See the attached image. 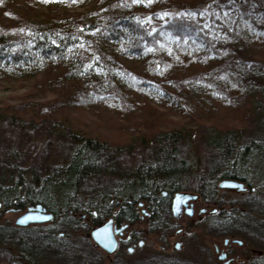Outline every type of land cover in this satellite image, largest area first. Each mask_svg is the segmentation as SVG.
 I'll use <instances>...</instances> for the list:
<instances>
[{
	"label": "trees",
	"instance_id": "16d2710c",
	"mask_svg": "<svg viewBox=\"0 0 264 264\" xmlns=\"http://www.w3.org/2000/svg\"><path fill=\"white\" fill-rule=\"evenodd\" d=\"M88 1L0 2V79L34 82L25 102L9 106L8 115L0 112V120L25 136L43 135L47 143L57 142L68 151V163L47 175L59 180L63 176L64 182L70 180L76 187H92L114 169L115 162L124 163L125 154L120 150L127 152V160L141 153L134 173L116 177L123 186L118 198L126 201L133 197L136 203L140 199L152 202L164 189L199 188L208 194L214 192L212 181L218 175L234 178V171L246 172L264 163L263 138L251 135V129L245 132L249 125L263 132L264 122L255 125L244 118L249 114L264 120V85L256 79L264 78V72L239 69H264V0H247L251 10L256 7L247 16L253 23L262 20V24L252 26L234 49L223 42L220 28L208 31L210 26L192 24L205 7L219 0H152L151 4ZM224 4L239 16L234 1ZM74 9L76 13L71 14ZM185 9H191V15H185ZM157 107L165 112H158ZM107 112L125 121L118 128L128 135L124 144L108 145L109 139L99 136L102 131L88 129L87 115L98 118ZM139 112L140 116L146 113L143 119L126 122L128 114ZM166 112L185 113L186 119L196 114L198 120H213V128L198 125L204 131L198 143L209 158V179L199 180L191 171L194 164L187 161L175 126L160 124ZM142 129L151 133L149 140L133 133ZM16 175L34 179L43 174L36 167L19 172L17 167H0V184L15 185L16 180L6 176ZM40 180H20L11 191H26L29 183L42 190V186L36 187ZM59 180L54 183L63 187ZM128 215L135 216L131 204Z\"/></svg>",
	"mask_w": 264,
	"mask_h": 264
},
{
	"label": "rangeland",
	"instance_id": "374dc122",
	"mask_svg": "<svg viewBox=\"0 0 264 264\" xmlns=\"http://www.w3.org/2000/svg\"><path fill=\"white\" fill-rule=\"evenodd\" d=\"M228 1L229 0H219L218 3L219 5H222ZM231 1H234L235 3L236 1L239 2L240 0ZM208 7L209 6H207V8ZM75 10L76 9L71 10L69 12L71 14L76 13ZM213 10H218L217 13L220 12L216 17L217 20L220 21L221 19L223 25H225V27H228L232 31V33H229L226 31L227 29L225 27H219L221 29L219 31H221L220 33L222 34L223 42L226 45L230 46L231 49H234V46L239 47L240 39H242L252 29V25L249 23V18L247 14H245V11L242 13V11L239 9V12L243 14L242 21L238 22L237 24H234L232 20L226 17L227 14H225V12L228 10L220 11L219 8H214ZM20 11H22V8H20ZM234 17L236 18L235 13L233 14V18ZM237 25L238 28H236L235 30V27H237ZM244 57L249 58L251 56L245 54ZM259 67L260 66H253L251 68L239 67V69L243 68L242 70H248L247 72L249 73H252L255 70L264 72V69H258ZM239 69L237 70V72H240ZM256 79H258V83L264 85L263 77H258ZM33 83H30V85H33ZM255 84L257 83L255 82ZM30 85L24 83L20 84L16 80L0 79V112L5 115H8L7 113L11 112L9 106H15L21 102H25V99L27 98L26 94L30 90ZM32 97L33 96L30 95V98ZM41 99L43 98H39V101ZM241 107L245 111L246 105ZM156 110L158 112H165V109H160V107H157ZM108 114L109 112L104 114V117L106 119H104L103 116L95 118L91 114L87 115V117L85 116L86 121L90 123L88 129H94L95 132L102 131V134L99 136L107 137L109 139V141H107L109 142L108 145L113 146V144H124L123 142L128 139V135L126 133L122 134L121 131L118 130V128H120L121 126L120 123L124 124L125 121H123L122 119H117L119 121V126H116L117 116L114 117L113 115ZM140 114V112L138 114H128L130 118L129 121L126 122L139 121L140 119H143V116L146 115V113H143L142 116H140ZM24 116L25 115L19 114V117L21 118H24ZM166 116L167 117H164L163 120H160V124H163V126L174 125L175 127L172 126L174 127V132L177 131L178 133H180L182 139L181 141L183 142L182 145L186 148L185 152L187 155V161L189 162L191 160V162L194 164V167L191 168V171H193L194 175L196 174L197 176H200L199 180L205 181V179H209V169H207L210 165V162L208 164L209 158L207 157L204 148L201 146V144L198 143V140L199 138L201 140L200 136L202 132L204 133V131H202L200 129L201 127H198V125L201 124L213 128L215 127L213 120L209 118L206 119V117L201 120H198V116H196V114L190 115L186 119L185 113L181 114V112L178 114L176 113L169 115H167L166 112ZM244 118H250L252 119V121L255 120V125H258V120L261 117L258 118L257 115L251 117L248 114ZM244 118L242 119L244 120ZM153 120L156 119L153 118ZM249 130L251 131L249 132L251 133V135L255 137H262L264 140V131L261 132L258 128L252 129L250 125L248 127H245V132H248ZM138 132L141 134H139ZM133 133L138 134L136 135V137H143L147 140H149V135L151 134L147 131V129L134 131ZM260 134L262 136H259ZM121 146L122 145H120V148ZM122 151L123 150H120L119 153L125 154V156L123 155L122 158L124 160V163L115 162L116 164L114 169L111 171L109 170V172L107 171L105 173L106 175L103 176L101 181L94 184L95 187L81 185H78L76 187L74 186V183L72 185V182H70V180L64 182L63 176L62 178H60L61 180H59L58 177L55 178V176L51 177L50 175L46 174L48 171H52L57 168L60 169V165L66 163L65 159H67L68 157V151H65V153L64 147H62L57 142L53 144L47 143V140L43 135L32 137L25 136L23 132H18L16 129H11L10 127H8L7 124L0 120V167H5L6 169L17 167V172L24 171L29 167H36L39 173L40 171L42 172L43 175L38 178H45L47 181L50 182L49 186H43L42 189L44 191H41L40 189L36 190L30 188L28 190H34L33 196L35 198H40L41 196L42 198H44L46 196L43 200L48 203L47 205L50 208H53L52 210L60 214H58V216H60L59 218L62 217L61 223L64 225L63 227L65 233H69L70 231H72L71 229H73L74 225L78 223L80 225L85 224L87 227L85 230L84 228H80V233L90 234L97 227L95 224V219L101 220L104 215H112L111 213H114L113 216H111L112 218H109L112 220V228L114 225L113 218L115 219V216L116 219L121 222L124 220H126L129 224L136 222L135 227L137 229L143 228L146 230L151 229V232L156 231V233L159 235L158 238L156 237L157 243L160 240L164 239L165 241H169L170 246H173L175 249H179V251L176 252L174 257L176 258L175 262H166V260H164V254L168 253H165L164 251H161L151 246L152 244L149 243V240L154 238L152 236L154 234L152 233V235L147 237V243H145V247H138L135 253H128L127 250L123 248L125 251H123L122 249H118L115 253L109 255L108 253H105L106 251L96 245V249H93L91 258L89 257L90 262L92 264H224L226 260L222 259L220 255L222 249H226L230 246H233L234 250L230 248V250H233V253L230 252V255H236V250L239 251L241 249L240 247L238 248L239 243H244V248L242 249L241 255L236 256L237 259H235V261H232L231 264H244V261H246L245 264H264V244L261 240L262 238H264V185L256 186L249 184L251 185V187H248L246 186L247 182H243V176L245 175L239 173L241 174V176L243 175L241 183H243L246 190H239V188L237 187L221 188L220 184H222L223 181L233 180L232 178L222 177L218 175L214 178V181H212L215 193L211 191L208 194L205 193L204 195L208 200L205 201V199L202 198L203 191H198L199 188H187L185 190H181L179 192L187 196H185L186 201L182 204L183 208L180 209L179 212H175L173 210L172 215L170 213H167L166 208H164V210L162 209V211L164 212L160 214L158 218L161 221L159 223L155 221L157 217L154 219L152 217L153 215H150V213L152 212L150 208H147L146 206L145 209H143L144 203H149V201H145V199H140V201L132 203L131 208L135 211L134 213H137L138 215H135L130 219L128 218V215H121L123 208L126 207L125 204L127 205V201L118 198L120 191H122L123 189V186L119 183L122 182L121 179L117 180V178H119V175H122L125 172L131 174L136 171L137 165L139 164L138 154L141 153H135V157L129 158L127 160V152L123 153ZM260 165H258L259 167L256 169L258 171H262V173L260 174H262L264 177V163H261ZM245 173H248V171H246ZM1 177L2 176H0V179ZM30 177L32 176H6L7 179L13 178L15 180H25L26 182L31 181ZM54 179H58L61 183H63L64 186L67 187H58V185L54 183ZM51 182H53L54 184ZM19 183L20 182L16 181L15 185L0 184V190L8 192L5 193V197L2 198L0 196V262L10 260L9 251H7L5 247L8 245H14V243L11 242V238L4 234V228L7 227L6 232L8 233V228H10L9 225L15 223L17 220V216H19V214L9 212L10 210L8 207L10 206L11 201L16 198L14 197L16 189L14 191H11V188L12 190L14 189V187L17 188L20 185ZM93 187L95 188V190L92 192L91 190ZM115 190H117L118 192L115 193ZM256 191L259 192L255 193ZM1 192L2 191H0V195ZM40 192H43L42 194L44 196L40 195ZM89 196L92 197L90 201H95L93 202L94 208L87 209L86 207V209L83 208L79 211L76 210L75 207L78 205L79 202H81L80 199L87 198ZM105 200H107L108 203L110 202L112 209L111 212L107 211V208L104 205ZM254 204H259V206L255 209H252V205ZM231 205H234L233 207H237V209H242L243 211H245L243 213H246V215L238 213L237 216H234V221L230 222V220L228 224L229 218H227L226 215L222 213V209L220 208V206H224L230 209ZM184 208H187L192 211V214L189 215L187 213V210H185ZM143 210L147 213V215L143 212ZM175 210L177 211V208ZM216 212L217 214H215ZM119 214L121 215V217ZM44 215L45 214L41 216ZM138 218L141 220H139L140 222L138 221ZM50 220L51 219L49 218L44 222H49ZM169 220H172L173 223L177 224V226L172 229L165 227L164 231L162 229H158L160 226L164 227L165 222H168ZM103 222L105 224L108 223L109 220L104 219ZM181 222L186 224L187 226L185 227L188 228H185L184 225L181 224ZM188 223L191 224L188 225ZM243 229L246 230L243 231ZM171 234H174L175 236L173 237ZM114 235L115 241L118 242L120 236L118 234L117 236L115 233ZM71 238L72 241H70V243H78V237ZM61 240V242L64 243L69 242L65 241L63 237L61 238ZM82 240L86 241V239ZM92 241L93 240H91L90 242L91 244H93ZM182 241H185L184 245H182ZM176 242H179L180 246L182 247H176ZM68 245L69 243L66 246L68 247ZM161 259H163V261H161ZM90 262L89 264H91Z\"/></svg>",
	"mask_w": 264,
	"mask_h": 264
},
{
	"label": "flooded vegetation",
	"instance_id": "af4514ba",
	"mask_svg": "<svg viewBox=\"0 0 264 264\" xmlns=\"http://www.w3.org/2000/svg\"><path fill=\"white\" fill-rule=\"evenodd\" d=\"M33 191L34 190L15 192L14 197H16V198H14V200L11 201L10 206H8L9 210H10L9 212L19 214V216H17L16 222L9 225L10 228H8V231H9L8 237L11 238V242L14 243V245H8L5 247L7 249V251H9L10 260L3 261L4 263L0 262V264H50L48 257L51 255V253L52 254L57 253V250H59V252H61V250L64 251V249H65V247H67L66 245L68 243H69V245L67 248L68 249H74V250H78L79 248H81V250H83L86 246L90 247V245H94V244L90 243L91 242V236H90L91 233L90 234L89 233H84V234L80 233V228L81 229L84 228V230L87 228L85 224L80 225V224L76 223L74 225V228L71 229L72 231H70L69 233H65V230L63 227L64 225L61 223L62 217L59 218L60 216H58L59 213L52 210L53 208H50L47 205L48 203H46L43 200L45 197L42 198V196H41L40 198H38V197L35 198L33 196V193H34ZM41 191H44V190L42 189ZM42 193H40V195H43ZM173 199H174V196L166 195L164 197L157 198L152 202L144 203L143 209H145L146 206H147V208H150L152 210L150 215H153L152 217L154 219L157 217L155 219V221L160 223L161 221L158 218H159L160 214H162L164 212V211H162V209L164 210V208H166L167 213H170L171 215L173 214L172 213V211H173ZM184 209L188 211L187 208H184ZM122 212H123L122 214L124 215L125 211L122 210ZM143 212H144V210H143ZM144 213H146V212H144ZM26 214L27 215L32 214L36 218H38V217L42 218L43 216H41V215H43V214L51 215L52 217L50 218L51 220L49 222L35 221V222H29L25 225H21L18 222V219L21 216H25ZM111 214H112L111 216H113L114 213H111ZM215 214H217V212ZM56 215L58 216V218ZM135 215H138V214L135 213ZM146 215H147V213H146ZM111 216L104 217L101 220L95 219V224L97 226L96 228H98L101 225H104L103 220L104 219L109 220V218H112ZM139 220L140 219L138 218V221ZM113 221H114L113 233H115L116 235L118 234L120 236L119 240L117 242V249L116 250L122 249L123 251H125L124 249H126L128 253H135V251L137 250L138 247H143V248L145 247V243H147L146 242L147 237L152 235V233H153L154 235H152V236L154 238L149 240V243L152 244L151 246H153V247H155L161 251H164L165 253H168V254H164V256H165L164 260H166V262H170V263L175 262L176 258H174V257H175L176 252L179 251V249H177V248L175 249L173 246H170L169 241H165L164 239L160 240L157 243L156 237L158 238L159 235L156 233V231L151 232L150 231L151 229L146 230L143 228L137 229L135 227L136 222H133L130 224L126 220L121 222V221H118V219H116V216H115V219L113 218ZM181 224H183L184 227L187 226L183 222H181ZM190 224L191 223H188V225H190ZM125 226H126V228H125ZM176 226H177V224L173 223L172 220H169L168 222H165L164 227L160 226L158 229H160V230L162 229L164 231L165 227L172 229V228H175ZM6 228H4L5 231H6ZM185 228H188V227H185ZM171 235H170V239H171ZM172 236L174 237L175 235L173 234ZM62 237L64 238L65 241H69V242H65L66 244L64 242H61ZM71 237H75V238L78 237V240H77L78 243H76V244L70 243V241H72ZM183 238H184V236H183ZM82 239H86V241H84ZM182 242H183L182 245H184L185 241H182ZM34 244H37L39 246V250H37L36 248H33ZM176 244H179V242L178 243L176 242ZM77 245H78V247L75 249L74 247ZM244 245H245L244 243H239L238 248L240 247L241 249L239 251L236 250V255H233V256L230 255V252L233 253V250H234L233 246H230L226 249L225 248L222 249V252L220 253V255L224 257V260H226V262L224 264H231L232 261H235V259H237L236 256L241 255V252H242V249L244 248ZM0 246H1V244H0ZM176 247L181 248L182 246L178 245ZM230 248H232L233 250H230ZM91 256L92 255H86L87 259H85L83 263L89 264ZM161 261H163V259H161ZM245 263H246V261H244V264ZM240 264H243V263H240Z\"/></svg>",
	"mask_w": 264,
	"mask_h": 264
},
{
	"label": "bare ground",
	"instance_id": "6f19581e",
	"mask_svg": "<svg viewBox=\"0 0 264 264\" xmlns=\"http://www.w3.org/2000/svg\"><path fill=\"white\" fill-rule=\"evenodd\" d=\"M86 2H88L89 3V1L88 0H86ZM235 8H236V6L238 7L237 9H238V11H239V9L242 11V13L245 11V14L248 12V11H250L251 10V8H250V6H251V4H249V2L247 1V0H240L239 2L238 1H236L235 2ZM90 6V4H88L87 6H84L85 8L86 7H89ZM216 6V7H215ZM217 6H219V7H217ZM210 7V8H209ZM209 9L207 8V7H205V12H203L202 13V15H200V16H195V17H197L196 19H195V23H192V24H198V25H200V24H204L205 25V27H208V26H210V28L208 29V31H211V30H218V28H219V26L218 25H223V23H221L222 21H221V19H220V21L219 20H217V16H218V14L220 13H217L218 12V10H213L214 8H219L220 9V11L221 10H224V11H226L227 9H226V7H225V4H222V5H219V3H216V4H211V5H209ZM84 9V8H83ZM254 9H256V7H254L253 6V8H252V10L251 11H253ZM191 9H188V10H186L185 9V11H186V13H189V11H190ZM224 11H222V12H224ZM232 11V10H231ZM231 11H226L225 12V14H227L226 15V17H228V19H230V20H232L233 21V23L234 24H237L238 22L237 21H242V18H243V14L241 13H239V16H236V18H233V12H231ZM189 17V16H188ZM190 18H193V16L191 17L190 16ZM249 18V17H248ZM225 20V19H224ZM190 21H193L194 22V19H190ZM217 21V22H216ZM248 21H249V23L252 25V26H259L258 24H259V22L262 24V20H256V21H254V23L250 20V19H248ZM183 22H185V20H183ZM219 22V23H218ZM185 24H187V23H185ZM191 24V25H192ZM239 25H241V24H239ZM17 52H20V49H17L16 50ZM255 122V120H253L252 121V119H251V121H250V123H254ZM258 122L259 123H261V122H264V120L262 119V118H259V120H258ZM65 162L66 163H68V161L67 160H65ZM234 173L235 174H233L234 176H232V177H234V178H232V180L233 181H231V182H234V184H238L236 187L237 188H239V190H246V188H245V186L243 185V183H241V181H242V176H240V177H235V176H237V175H241V174H244L245 176H243L244 177V180H243V182H247L246 183V186H250L251 187V185H256V186H260V185H264V177H263V175L262 174H260V173H262V171H258L256 168H251L250 169V171H248V173H245V170H241L239 173H241V174H239L238 173V171H234ZM31 178V180H32V183L33 182H35V181H37V180H39V178H38V176H35L34 177V179L32 178V177H30ZM17 182H20V180H16ZM40 181H42V183L40 184L39 182ZM40 181H38L37 183H39L40 185H36V187H40L41 188V186H49V181H47L45 178H42ZM226 181H229V180H226ZM249 182V183H248ZM222 183H225V181H223ZM62 184V183H61ZM249 184H251V185H249ZM33 187H35L33 184H31V183H29L27 186H25V189L27 190V189H33ZM220 187L221 188H227V186H225V185H223V184H220ZM236 187H233V188H236ZM231 188V187H230ZM95 190V188H93L91 191L93 192ZM23 191H25V190H19V192H23ZM91 192V193H92ZM259 191H256L255 193H258ZM5 193H8V192H3V193H1V197L3 198V197H5ZM243 193V192H242ZM84 194V193H83ZM87 194V193H86ZM180 194V192L179 191H175V192H169L168 190H161L160 191V195L158 196V198H161V197H164V196H166V195H169V196H174V200H176L177 198H178V195ZM205 194H203V197L202 198H204L205 199V201L206 200H208V199H206L205 198V196H204ZM104 198H107V197H104ZM131 199H128V200H126L127 201V206L126 207H124L123 208V210L125 211V213H124V215H128V209L130 208V204L132 205V203L134 202V201H136L133 197H130ZM92 199V197H87V198H83V199H80L81 200V202H79L78 203V205L75 207V209L76 210H80V209H86V207H87V209H92V208H94V206H93V202H95V201H90ZM79 200V201H80ZM210 200V199H209ZM138 201H140V200H138ZM137 201V202H138ZM146 201V200H145ZM154 201V200H153ZM179 201V200H178ZM258 201H261V200H258ZM105 203H104V205H105V207L107 208V211L108 212H111L112 211V209H111V205H110V202L108 203V201L107 200H105L104 201ZM149 202H151V201H149ZM208 202V201H207ZM174 201H173V210H174ZM181 204H183V203H181ZM98 206V205H97ZM234 205H231L230 206V209L229 208H226V207H224V206H220V208L222 209L221 211H222V213L224 214V215H226V217L227 218H229V220H228V224H229V221L230 222H232V221H234L233 219H234V216H237L238 215V213L240 214H242V215H246V213H243V212H245V211H243L242 209H237V207H233ZM259 206V204H254V205H252V209H255L256 207H258ZM183 208V206L182 205H180V207H179V210H177L176 212H179L180 211V209H182ZM111 209V210H110ZM219 211V210H218ZM123 213V212H122ZM122 213H121V215H122ZM187 213L189 214V215H191L192 214V211H190L189 209H188V211H187ZM260 213V212H259ZM28 215H32V214H28ZM120 215V214H119ZM121 215H120V217H121ZM26 216V215H25ZM25 216H21L19 219H18V222L21 224V225H25V224H27V223H25L23 220H25L26 219V217ZM106 216H111V215H109V214H107V215H104L102 218H104V217H106ZM34 217V215H32V218ZM52 216L51 215H44L43 216V218H51ZM128 218H132V217H129V215H128ZM247 219V218H246ZM109 222L111 223L112 222V220L111 219H109ZM108 222V223H109ZM107 225L110 227V231H111V235H113V237H115V235H114V233H113V228H112V224H111V226L109 225V224H107V223H105L104 225H101V226H99L98 228H95L93 231H92V233H91V240H93L92 242H93V244L96 246H99L101 249H103L104 251H106L105 253H108L109 255H111L112 253H115L116 252V249H117V241H115L114 240V242H115V244H114V246H115V248L113 249V250H111V251H109V249L107 250L105 247H102L96 240H94V238H93V236H94V234L95 233H97L98 231H101L103 228H108L109 229V227H107ZM244 230H246V229H243V231ZM4 234L6 235V236H9L8 235V233L5 231L4 232ZM262 240V242H263V244H264V238H262L261 239ZM240 242V241H239ZM94 245H90V247H85L83 250H81V248H79L78 250H74V249H68V248H66L65 247V249H64V251H61V252H59V250H57V253H54L53 255L51 254L49 257H48V259H49V262H50V264L52 263V264H84L83 262H84V260L86 259V255L88 254V255H92V253H93V249H96V247L94 246ZM178 245H180V244H176V246H178ZM78 247V245L77 246H75L74 248L76 249ZM33 248H36L37 250H39V246L37 245V244H34L33 245ZM109 248H112V246H110ZM221 258L222 259H224V257L223 256H221Z\"/></svg>",
	"mask_w": 264,
	"mask_h": 264
},
{
	"label": "water",
	"instance_id": "95a60500",
	"mask_svg": "<svg viewBox=\"0 0 264 264\" xmlns=\"http://www.w3.org/2000/svg\"><path fill=\"white\" fill-rule=\"evenodd\" d=\"M223 185L227 186V187H236L238 184H234V182L231 181H225V183H222ZM186 195L185 194H179L178 198L176 200H174V211L176 212V208L177 210H179L180 205H182L181 203L186 201ZM179 200V201H178ZM26 219L23 220L25 223H29V222H35V221H45L49 218H36L35 216L32 218V215H26L25 216ZM44 219V220H43ZM111 226V223H107ZM107 227H109L107 225ZM94 240H96L102 247H105L107 250L109 249V251L113 250L115 248L114 244V240L115 237H113V235H111V231H110V227L108 228H103L101 231H98L97 233L94 234L93 236ZM110 246H112V248H109Z\"/></svg>",
	"mask_w": 264,
	"mask_h": 264
},
{
	"label": "snow or ice",
	"instance_id": "6c2138e0",
	"mask_svg": "<svg viewBox=\"0 0 264 264\" xmlns=\"http://www.w3.org/2000/svg\"><path fill=\"white\" fill-rule=\"evenodd\" d=\"M2 2V0H0ZM132 3H144V4H151L152 0H132ZM168 13H163L162 16H166ZM179 15V13L177 14ZM185 15H191L190 13H185ZM202 15V13H201ZM149 20L151 19L150 17L148 18Z\"/></svg>",
	"mask_w": 264,
	"mask_h": 264
}]
</instances>
